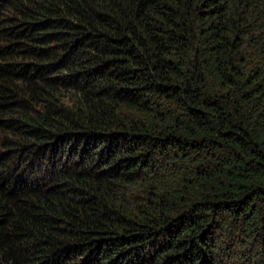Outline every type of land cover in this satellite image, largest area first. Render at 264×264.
<instances>
[{"label":"trees","instance_id":"1","mask_svg":"<svg viewBox=\"0 0 264 264\" xmlns=\"http://www.w3.org/2000/svg\"><path fill=\"white\" fill-rule=\"evenodd\" d=\"M0 264H264V0H0Z\"/></svg>","mask_w":264,"mask_h":264}]
</instances>
